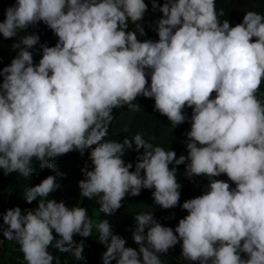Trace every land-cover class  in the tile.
<instances>
[{
  "label": "clouds",
  "instance_id": "9594fccd",
  "mask_svg": "<svg viewBox=\"0 0 264 264\" xmlns=\"http://www.w3.org/2000/svg\"><path fill=\"white\" fill-rule=\"evenodd\" d=\"M149 3L162 14L153 29L158 39L141 40ZM3 16V39L25 33L0 68L5 175L31 178L33 162L55 169L58 157L87 151L91 167L82 168L78 186L101 212L114 214L126 195L139 196L142 189L152 191L154 205L187 212L175 228L152 212L138 213V247L127 246L101 220L103 264H164L161 255L177 244L186 264H264V98L258 96L264 13L248 10L233 25L216 0H15ZM41 22L57 40L40 43L34 63L39 36L27 30ZM141 96L154 99V110L173 128L190 123L186 156L177 158L140 132L122 142L108 138L113 111H141ZM126 150L137 152L134 166L125 161ZM180 164L187 179L208 180L206 191L182 204ZM63 175H47L25 189L22 199L37 207L0 212V236L19 245L25 264H54L58 257L50 249L84 259V242L74 237L92 236L93 223L86 208L53 198Z\"/></svg>",
  "mask_w": 264,
  "mask_h": 264
},
{
  "label": "trees",
  "instance_id": "16d2710c",
  "mask_svg": "<svg viewBox=\"0 0 264 264\" xmlns=\"http://www.w3.org/2000/svg\"><path fill=\"white\" fill-rule=\"evenodd\" d=\"M15 0H0V20L4 18L3 10L13 4ZM148 3V0H145ZM164 0H159L162 4ZM217 10L223 9L226 17L235 25L242 21L243 15L248 10H254L264 13V0H216ZM162 14L158 9L153 10L152 5L148 4V12L140 22L143 26L146 36L138 37L139 39H158L157 33L153 30L156 20ZM130 27H135L134 25ZM29 34H37L39 41L33 51L34 63H38L40 59L39 44L47 42L49 46H54L57 37L47 28L42 22L37 26H30L27 30ZM25 33H20L17 38L3 39L0 36V68L10 63L11 59L16 55L12 49V44L19 40L20 36ZM258 96L264 98V83L258 92ZM137 103L140 104L141 111H132L127 107L115 109L113 111L114 120L112 121L109 129V137L123 141L125 137H130L136 132L144 135L146 140H149L153 145H159L166 149H172L176 152L177 158L180 155H187L186 150V136L185 133L190 130V123L185 122L175 128L170 124L167 117L160 115L154 110V99L138 97ZM185 112L190 116L191 109L186 108ZM127 130V131H125ZM133 149L135 144L133 142ZM141 153L143 149L139 150ZM137 152L134 150H126L125 161H131L135 165ZM56 166L55 169L40 168L39 162H33L35 172L31 178H20L16 173L5 175L3 170L0 169V212L5 211L10 207L20 206L21 209L34 208L38 206L37 201L31 204L23 200L24 192L31 184H37L41 179L47 175L56 174L57 172L63 173V176H58V182L61 187L52 194L56 200H64L69 206L76 205L87 209L88 215L93 223L92 236L80 237L76 235L74 239L77 243L81 240L84 242V259L77 260L70 252L61 253L54 249H50L58 261L54 264H103L102 254L106 251V247L98 242L99 233L96 230V225L101 220H108L112 226L114 234L120 235L126 240V245L131 247H138L133 241V232L137 224L135 216L142 212H152L153 215L166 226L175 228L178 220L187 215L185 210H182L178 205L172 209H163L153 204L152 191L142 189L141 194L136 197L127 196L123 201V207L112 215H107L100 211V206L95 199L88 200L81 197L78 182L83 179L82 168L87 164L91 167V162L88 159V153L85 152L81 156L78 151H72L64 156L58 157L53 161ZM172 167V165H170ZM178 168L177 179L181 183L180 189V203L184 200L194 198L201 195L207 190L206 185L208 180L206 177H193L191 180L184 176V164L176 166ZM134 170V167L133 169ZM227 180L226 175L218 177ZM231 183V182H230ZM234 187V185H233ZM52 197L50 196L49 199ZM175 214V218L166 219L167 217ZM2 222V218H0ZM181 252L180 245L177 244L174 248L170 249L166 255H161V260L164 264H186L185 261L179 259ZM243 255V254H242ZM22 253L19 250V245L14 241L7 240L0 236V264H24ZM114 264V261L112 262ZM191 264H198V262H191Z\"/></svg>",
  "mask_w": 264,
  "mask_h": 264
},
{
  "label": "rangeland",
  "instance_id": "374dc122",
  "mask_svg": "<svg viewBox=\"0 0 264 264\" xmlns=\"http://www.w3.org/2000/svg\"><path fill=\"white\" fill-rule=\"evenodd\" d=\"M24 264H25V262L24 261H22Z\"/></svg>",
  "mask_w": 264,
  "mask_h": 264
}]
</instances>
